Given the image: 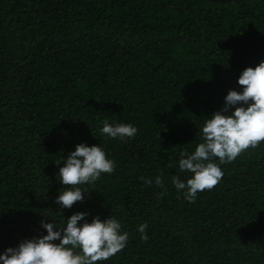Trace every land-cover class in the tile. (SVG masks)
Listing matches in <instances>:
<instances>
[{
	"label": "trees",
	"instance_id": "trees-1",
	"mask_svg": "<svg viewBox=\"0 0 264 264\" xmlns=\"http://www.w3.org/2000/svg\"><path fill=\"white\" fill-rule=\"evenodd\" d=\"M262 59L264 0H0V251L87 210L128 232L96 264H264V141L192 202L171 183L191 175L179 152ZM104 121L138 131L107 139ZM78 143L115 169L59 210L57 164ZM156 175L163 188L145 182Z\"/></svg>",
	"mask_w": 264,
	"mask_h": 264
},
{
	"label": "clouds",
	"instance_id": "clouds-1",
	"mask_svg": "<svg viewBox=\"0 0 264 264\" xmlns=\"http://www.w3.org/2000/svg\"><path fill=\"white\" fill-rule=\"evenodd\" d=\"M236 84L238 89H229L223 97V107L203 121L194 150H181L178 154L179 171L191 175L186 181L173 175L171 183L178 193L183 190L184 199L189 202L198 192L212 189L220 181L224 175L220 165L264 141V59L254 67L244 68ZM137 131L131 123L107 121L99 129L101 136L121 141L133 138ZM57 165H62L56 173L57 181L69 186L52 199L59 210L71 209L74 203L86 199L88 193L77 185L92 184L115 169V161L101 145L85 143L76 144L63 157V163ZM145 182L161 188L165 183L161 175ZM89 215L87 210L76 211L66 219L62 215L61 224L44 217L39 227L46 234L4 248L0 251V264H96L108 260L126 246L128 232L122 230L121 222L114 216L102 220L95 215L89 220ZM146 227L140 224L137 228L141 240L148 238Z\"/></svg>",
	"mask_w": 264,
	"mask_h": 264
},
{
	"label": "water",
	"instance_id": "water-1",
	"mask_svg": "<svg viewBox=\"0 0 264 264\" xmlns=\"http://www.w3.org/2000/svg\"><path fill=\"white\" fill-rule=\"evenodd\" d=\"M211 1H215V2H224V1H230V0H211Z\"/></svg>",
	"mask_w": 264,
	"mask_h": 264
}]
</instances>
